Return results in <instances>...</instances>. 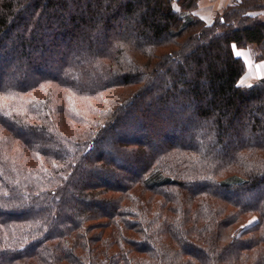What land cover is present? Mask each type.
I'll return each instance as SVG.
<instances>
[{
	"label": "trees",
	"instance_id": "obj_1",
	"mask_svg": "<svg viewBox=\"0 0 264 264\" xmlns=\"http://www.w3.org/2000/svg\"><path fill=\"white\" fill-rule=\"evenodd\" d=\"M200 1L0 0V264H264V0Z\"/></svg>",
	"mask_w": 264,
	"mask_h": 264
},
{
	"label": "rangeland",
	"instance_id": "obj_2",
	"mask_svg": "<svg viewBox=\"0 0 264 264\" xmlns=\"http://www.w3.org/2000/svg\"><path fill=\"white\" fill-rule=\"evenodd\" d=\"M232 2H234V0H201L199 6L195 9V12L205 18L208 22H211L214 20L217 13L223 11V9ZM234 49L236 55L240 56L246 65L245 73L240 79L241 84L250 85L264 77V59L257 58L256 55L259 53V50L256 44H249L243 47L235 46ZM253 220L254 219L250 222Z\"/></svg>",
	"mask_w": 264,
	"mask_h": 264
},
{
	"label": "crops",
	"instance_id": "obj_3",
	"mask_svg": "<svg viewBox=\"0 0 264 264\" xmlns=\"http://www.w3.org/2000/svg\"><path fill=\"white\" fill-rule=\"evenodd\" d=\"M214 1H216V0H214ZM219 1V0H218ZM220 1H227V0H220Z\"/></svg>",
	"mask_w": 264,
	"mask_h": 264
}]
</instances>
